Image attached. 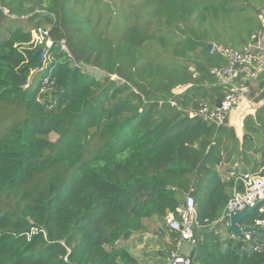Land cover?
<instances>
[{"label": "trees", "instance_id": "16d2710c", "mask_svg": "<svg viewBox=\"0 0 264 264\" xmlns=\"http://www.w3.org/2000/svg\"><path fill=\"white\" fill-rule=\"evenodd\" d=\"M262 8L264 0H0V264H142L128 243L152 222L170 236L157 256L167 264L180 235L165 218L188 195L198 214L194 264H264V252L243 254L221 229L244 184L217 170H262L264 104L239 133L228 120L218 128L190 117L226 94L212 75L225 63L207 47L242 50L261 30L253 22ZM40 29L53 46L31 44Z\"/></svg>", "mask_w": 264, "mask_h": 264}, {"label": "built area", "instance_id": "2783aa9c", "mask_svg": "<svg viewBox=\"0 0 264 264\" xmlns=\"http://www.w3.org/2000/svg\"><path fill=\"white\" fill-rule=\"evenodd\" d=\"M258 18L262 30L258 34H252L247 46L242 50L238 51L222 44L214 45L211 53L219 55L225 64L214 68L212 75L218 84L226 89V94L221 101L220 108L217 107V104L212 107L208 103H204L197 111L190 112L191 118L215 124L220 128L226 124L234 111L258 109V102L255 98L263 90H260V84L264 82V8L260 9ZM31 44L33 46H53L50 30L34 31ZM62 48L69 53L64 44H62ZM47 55L45 61L48 59ZM263 104L264 102L261 105ZM229 179L241 181L244 184V192L239 193L237 187L233 189L234 197L227 204L220 220L221 229L223 231L228 230L231 228L230 219L232 216L242 213L256 203H260L254 212L261 217L246 221L247 217L240 224L242 239L234 231L232 235L241 242L240 250L243 254L245 252L262 253L264 252V167L256 173L243 172L238 174L237 170H232L229 173ZM176 214L178 216L170 214L165 218L169 230L180 235L175 250L171 251L167 259V264H194L192 254L184 255L181 251L183 241L191 242L193 247L198 242L196 232L198 214L193 196L188 195L186 203L177 209Z\"/></svg>", "mask_w": 264, "mask_h": 264}, {"label": "rangeland", "instance_id": "374dc122", "mask_svg": "<svg viewBox=\"0 0 264 264\" xmlns=\"http://www.w3.org/2000/svg\"><path fill=\"white\" fill-rule=\"evenodd\" d=\"M252 22H249V25ZM254 26H259L262 30V25L258 16L253 22ZM260 30V31H261ZM239 46V45H237ZM251 111L248 109H243L240 114H235L232 119L231 116L228 118L229 126H233L236 131L241 130L244 118L247 114H250ZM51 141L55 142L57 139L56 134L50 136ZM149 233L145 234L143 237H134L129 241L128 246L131 248V252L134 253L141 261L142 264H158L160 258L158 253L161 249L165 248V243L170 240V236L162 232V223L152 222L149 223ZM178 244V242H177ZM194 247L191 242L183 241L181 244V251L184 255L192 254ZM166 262V259L163 260Z\"/></svg>", "mask_w": 264, "mask_h": 264}, {"label": "water", "instance_id": "95a60500", "mask_svg": "<svg viewBox=\"0 0 264 264\" xmlns=\"http://www.w3.org/2000/svg\"><path fill=\"white\" fill-rule=\"evenodd\" d=\"M214 48V45H209L207 47V50L209 52H212ZM45 56H46V50L42 49L39 53H38V57L40 60V67H43L44 63H45ZM217 107H221V101L218 100L217 102ZM260 205V203H256L254 206L248 207L247 209H245L242 213H239L235 216H232L230 219V226L232 231H234V233L240 238L242 239V234L240 231V224L249 216H252L255 214V209ZM192 259L194 258V253H192L191 255Z\"/></svg>", "mask_w": 264, "mask_h": 264}, {"label": "crops", "instance_id": "0c3cea01", "mask_svg": "<svg viewBox=\"0 0 264 264\" xmlns=\"http://www.w3.org/2000/svg\"><path fill=\"white\" fill-rule=\"evenodd\" d=\"M262 102H264V100H262V101H260V103H258V107H257V108L260 107V105L262 104ZM242 110H243V109H242ZM242 110H236V111H234V112L231 114V119H232V117H233L235 114H240V112H241ZM251 113H252V112H251ZM236 168L241 169L240 166H234V167H232V166H230L229 164H224V166H220V167H218L217 170H218L219 174L222 176L223 179H229V173H230L232 170H236Z\"/></svg>", "mask_w": 264, "mask_h": 264}]
</instances>
